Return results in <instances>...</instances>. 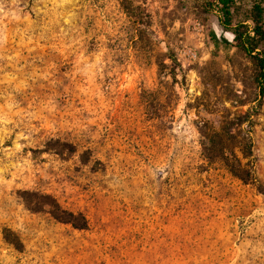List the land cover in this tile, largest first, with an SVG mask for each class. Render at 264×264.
I'll list each match as a JSON object with an SVG mask.
<instances>
[{"label": "rangeland", "instance_id": "rangeland-1", "mask_svg": "<svg viewBox=\"0 0 264 264\" xmlns=\"http://www.w3.org/2000/svg\"><path fill=\"white\" fill-rule=\"evenodd\" d=\"M213 1L0 0V264H264V193L201 145L234 119L264 184V94ZM26 189L87 228L29 210Z\"/></svg>", "mask_w": 264, "mask_h": 264}, {"label": "trees", "instance_id": "trees-1", "mask_svg": "<svg viewBox=\"0 0 264 264\" xmlns=\"http://www.w3.org/2000/svg\"><path fill=\"white\" fill-rule=\"evenodd\" d=\"M264 1V0H262ZM234 0H214L209 5L217 10L220 24L232 34V42L250 56L256 66L255 79L259 87V94H264V49L260 44L264 41V5L256 3L253 5L249 20L252 25L249 26L243 22L233 21ZM236 123H242L236 122ZM226 130L212 129L210 134H204L201 141L204 155L208 161L220 160L229 170V172L240 179L243 183L251 184L258 192L264 193V184L260 182L251 168V148L252 139L249 135L250 130L245 131L242 140H235L231 135L234 119L227 122ZM250 125V124H249ZM226 133L227 135H224ZM235 148H238L243 158L247 161L242 162L236 154ZM46 149L53 150L57 154H72L76 151L73 143L65 140L50 139L46 142ZM21 197L25 206L31 211H43L48 213L54 219L69 223L78 229L87 228L88 223L85 216L80 212L70 211L60 205L57 199L50 193L38 190H23ZM4 240L11 244L15 249L21 251L23 243L15 232L7 227L2 229Z\"/></svg>", "mask_w": 264, "mask_h": 264}]
</instances>
